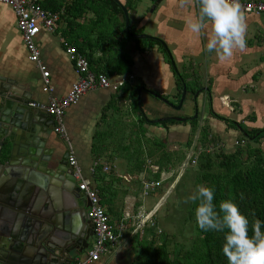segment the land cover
<instances>
[{
    "label": "crops",
    "instance_id": "crops-1",
    "mask_svg": "<svg viewBox=\"0 0 264 264\" xmlns=\"http://www.w3.org/2000/svg\"><path fill=\"white\" fill-rule=\"evenodd\" d=\"M121 1L129 10H136L130 20V26L140 30L136 33L153 36L143 38L154 42L152 45L148 41L144 49L142 48L144 46L140 47L129 40L126 49L133 60L131 71L124 76H110L113 81L125 78V83L131 87L136 86L137 94L129 97L127 88L121 90L125 83L119 90L97 88L87 92L77 103L67 108L64 118L70 144L83 176L89 179L93 187L96 186L93 176L95 165L93 146L96 142L101 145L100 162L103 173L112 176L100 179L101 186L108 188L109 191L105 201L101 202H104L102 204L117 230H120V225L124 226L120 230L119 242L110 245L109 251L93 264H137L138 246L133 239V232L139 231L142 227L144 229L146 224L152 225V221L146 220L139 227L135 220L139 222L140 215L157 209L167 193L164 189L167 183L163 182V187L156 189L159 194L161 192L160 196L149 194L147 197L139 198L138 191L143 188V181L151 178L156 167L154 159L159 157L157 153L152 157L147 155L146 143L159 140L165 143L167 151H172L176 157L184 154L188 161L191 158L197 159L195 153L198 145L204 149L199 131L193 137L191 145L187 146L192 137L190 122L164 124L162 122L169 119L158 122L149 120L166 116H192L197 108L194 95L202 89L198 100L203 97L204 108L200 112L199 106L198 118H201L199 126H210L219 139V147L233 151L236 140L242 137L241 128L245 130L264 128V14L245 13L248 25L246 50L237 52L230 60L221 61L214 51L209 53L206 50L208 39L206 32L194 34L189 30V20L199 12L196 0H192L187 7L181 6L180 0ZM63 37L58 26L53 32L42 29L36 37L41 51V61L50 70L52 89L47 90L42 71L38 64L30 59V53L17 26L14 10L8 4L0 2V76L15 82L17 85L14 86L29 94L36 102L47 103L51 97L65 96L78 79V74L74 61L66 51ZM102 53L98 49L95 54L100 57ZM194 77H198L203 87L194 94L193 91L187 90L180 109L173 108L152 93L155 92L178 105L182 97V94L180 98L178 97L180 79L183 82L186 79L194 88L196 86ZM135 100L139 111L135 108ZM213 111L230 117L235 123L231 127L223 119L216 117ZM133 120L138 123L135 128L131 124ZM142 125L145 133L140 130ZM121 129L125 132L122 136ZM137 140H141L147 152L142 167L135 160L132 161L134 156L136 157L134 147L131 146L129 149L126 147L129 143H138ZM121 141L123 144L120 145V149ZM251 143L257 145L256 142ZM258 144L264 151V132L258 138ZM46 145L48 148L69 149V143L54 130ZM215 149L217 146L209 147L208 150L213 152ZM106 165L109 166L107 170ZM165 171L162 172V176H165ZM77 181L79 184L80 179ZM66 192L68 195L60 191L62 199L67 200L70 197L71 193ZM39 202L35 207L38 208ZM87 215L80 216L73 224V229L80 240L87 234L86 240L90 248L95 241V233L88 223ZM89 248L80 254L78 259L85 258ZM20 254L13 256H24V252ZM13 256H10V263L15 262Z\"/></svg>",
    "mask_w": 264,
    "mask_h": 264
},
{
    "label": "trees",
    "instance_id": "trees-1",
    "mask_svg": "<svg viewBox=\"0 0 264 264\" xmlns=\"http://www.w3.org/2000/svg\"><path fill=\"white\" fill-rule=\"evenodd\" d=\"M42 5L58 14L57 26L64 38L87 56L91 69L96 73L103 72L108 76L127 75L133 65V60L126 49L128 41L132 40L138 46H144L142 47L143 49L147 47L149 39H132L130 37L126 29L123 9L115 0H44ZM130 32L136 33L140 32V30L131 25ZM149 42L152 45L154 43L152 40ZM98 49L103 52L100 57L95 54ZM194 79L196 84L194 88L189 85L186 79H184V82L180 79L178 83L179 98L181 97L184 83L187 85V90L193 91V94L203 87L198 77H194ZM122 88L123 90L125 88L128 89L129 97H134L137 94L136 86L131 87L128 83H125L121 90ZM134 105L139 111L136 100ZM212 113L216 117L223 119L231 127L235 123L234 120L224 114L214 111ZM182 122L169 119L162 123L176 124ZM186 122L191 123L193 131H198V128H201L198 116ZM140 130L143 133L146 132L143 125ZM241 130L242 137L233 151H226L220 146L218 150L213 152L208 149L218 144V137L208 125L203 126L199 130L204 150L198 155V165L195 174L196 183L214 188L215 203L217 205L222 200L232 199L250 219H260L262 221V230H264V151L258 144V138L261 137L264 128L251 130L241 128ZM193 137H191L187 146L191 145ZM242 140H245V143H242ZM137 141L138 143L132 144L137 157L147 152L150 157L156 153L159 154L158 159H154L156 167L151 174V178L143 181L144 191L146 181L161 180L162 172L172 170L175 165L181 164L186 159V155L183 154V156L176 157L172 151H169V155H167L165 143L159 140H155L153 143L147 142V152L144 150L141 140ZM252 141L256 142L257 145H252ZM100 147L101 145L98 142L93 146L95 164L93 176L96 183L95 188H97L101 200H104L109 191L108 188L101 186L100 179L112 176L103 173L100 162ZM126 147L129 149L131 145ZM124 149L126 148L124 147ZM137 162L142 167L144 160L141 159ZM187 172L189 173V170L186 171V176L189 175ZM161 186L162 184L159 187ZM241 194H243V198H241ZM196 206L197 204L191 202L190 206H187L189 208L188 214L184 218L185 221L192 224L194 229L189 246L183 242H176L174 247L171 248V239L167 238V240L159 241L158 236L160 235L154 228L156 223L152 222L150 227H144L145 229L142 230L144 235H142L140 230L133 235V239L138 246L136 263L227 264V258L222 253L225 233L199 229L195 219ZM253 213H255L254 217ZM156 217L160 223L162 215H157ZM149 220L152 221V218Z\"/></svg>",
    "mask_w": 264,
    "mask_h": 264
},
{
    "label": "water",
    "instance_id": "water-1",
    "mask_svg": "<svg viewBox=\"0 0 264 264\" xmlns=\"http://www.w3.org/2000/svg\"><path fill=\"white\" fill-rule=\"evenodd\" d=\"M115 1L123 9L130 37H153L131 33L130 20L136 10H129L121 0ZM14 85L17 84L0 76V264H73L89 248L87 234L81 240L77 238L73 224L80 216L85 217L90 200L80 190L74 166L69 164V149L46 145L54 130L52 115L32 105L36 100ZM201 90L194 95L197 107L194 115L148 120L196 118ZM152 93L180 109L187 87L184 84L178 105ZM138 101L141 108L140 97ZM60 191L71 195L62 199ZM88 223L93 227L90 218ZM20 252L24 256H13ZM10 256L14 257V263H10Z\"/></svg>",
    "mask_w": 264,
    "mask_h": 264
},
{
    "label": "built area",
    "instance_id": "built-area-1",
    "mask_svg": "<svg viewBox=\"0 0 264 264\" xmlns=\"http://www.w3.org/2000/svg\"><path fill=\"white\" fill-rule=\"evenodd\" d=\"M196 1L199 10V0ZM0 2L8 4L14 10L17 17V26L22 33L24 42L30 53V59L36 62L42 71L45 88L51 90L50 70L41 61V51L37 44L36 37L42 29L51 32L55 31L57 20L59 18L58 14L43 7V0H0ZM240 3L246 14H264V0H240ZM62 39L67 53L74 61L78 79L73 83L71 89L65 96L51 97L47 103L33 102L31 104L40 109L46 110L52 115L55 121L54 131L57 134H60L63 139L69 143L68 161L70 165L74 166L75 177L80 179V190L85 192L90 200L87 214L92 221L95 233V241L89 248L88 255L85 258L76 260L73 264H93L98 261L103 254H106L109 251L110 245H116L119 242L121 236L120 230L124 226L120 225V230H117V227L112 224L105 206L101 203V197L98 190L91 185L89 179L83 176L74 149L70 144L64 118L67 108L77 103L87 92L97 88H110L117 90L125 83L126 79L122 78L113 81L106 73L94 72L90 67V62L87 56L80 52L66 38L63 37ZM241 142L245 143V140H242ZM236 144H239V140H236ZM196 162V158H191L189 161L187 160L186 162H183V165L186 167L188 163L195 164ZM107 169H109V166L106 165L105 170ZM165 178L168 179V177ZM165 178L162 177L164 181L166 180ZM159 181H146L145 194L148 195L150 193L149 190L158 185L160 183ZM155 209L156 208H154V210ZM157 209L155 212L153 210L140 215L138 217L140 218L139 227H141L146 220L148 221L151 219L157 212Z\"/></svg>",
    "mask_w": 264,
    "mask_h": 264
},
{
    "label": "clouds",
    "instance_id": "clouds-1",
    "mask_svg": "<svg viewBox=\"0 0 264 264\" xmlns=\"http://www.w3.org/2000/svg\"><path fill=\"white\" fill-rule=\"evenodd\" d=\"M191 3L192 0H180L183 7ZM188 27L194 34L206 32V50L214 51L221 61L230 60L247 48V18L240 0H199L198 15L189 20ZM188 201L197 204L195 219L199 229L225 233L222 253L227 264H264L260 219H250L232 199L217 205L215 190L209 186H198Z\"/></svg>",
    "mask_w": 264,
    "mask_h": 264
},
{
    "label": "rangeland",
    "instance_id": "rangeland-1",
    "mask_svg": "<svg viewBox=\"0 0 264 264\" xmlns=\"http://www.w3.org/2000/svg\"><path fill=\"white\" fill-rule=\"evenodd\" d=\"M203 102H204L203 97H200L199 98L200 112H202L203 108H204ZM200 119L201 118H199V120ZM131 124H132V126H134L133 128H135V127H137L138 123L135 120H133ZM203 126H200V127L202 128ZM119 127H121V126H119ZM201 128H198V131L201 130ZM123 130L121 129V134H120L121 136L125 133V132H123ZM135 130H137V128ZM198 131H193V129H192V131H191L192 136H195ZM128 134H130V133L128 132ZM121 144H123V141H121L119 143V147ZM129 145L132 146L131 143H129ZM217 145H215V146H217ZM199 148H201L200 145H198L197 152L195 153V155L197 156V162L195 164H192V163L189 164L188 163V165L186 167H184V165L182 164L183 162H182L179 165L178 164L175 165L174 168H172V170L170 169L168 171H165V173H164L165 176L161 175L164 178L168 177L169 179L167 181H164L163 179L161 181L158 180L160 183L158 185H156L153 189L149 190L150 195L153 194L155 196H158L159 192L156 191V189L159 188V186L163 182L167 183L165 188H164L167 191V193L164 196L163 200L160 203V206L157 209L158 213L152 217V222L156 223L154 228H155V231L160 235V236H158V240L163 241V240H167V238L171 239V242H170L171 248L174 247V244L176 242H183L187 246H189L191 244V238L193 236V230L194 229H193L192 224L185 221L184 218L188 214V209H189L188 207L190 206V203H191V201L186 202V200L189 196L194 194L196 192L198 186H200L196 183V176H195L196 171H197V165H198V155L200 153ZM219 148L220 147H217V149H215V150H218ZM120 149H121V147H120ZM203 150L204 149L201 148V151H203ZM168 153H169V151H167V155H169ZM145 158H146V155L144 153H142L140 155V157L134 156L132 161L135 160L137 162L141 159L144 160ZM187 160H188V158H187ZM187 160L185 159L184 162H186ZM187 170H189V173L187 172V174H189V175L186 176L185 173ZM138 175H139V173L137 172L136 176H138ZM131 177L134 178V175H132ZM133 180H135V179H133ZM116 186L117 185H115V187ZM138 194H139L140 199H142L144 196L147 197L143 188L141 189V191H138ZM160 195H161V192H160L159 196ZM120 197H121V195H120ZM157 215L158 216L162 215L160 223L156 217ZM135 223L136 224L138 223V225H139L140 221L137 222V220H135ZM136 224L134 226H136ZM149 226H150V224H149ZM142 230L143 229L141 228L140 229L141 233H142ZM135 232H136V230L133 233H135ZM142 235H144V232L142 233Z\"/></svg>",
    "mask_w": 264,
    "mask_h": 264
},
{
    "label": "bare ground",
    "instance_id": "bare-ground-1",
    "mask_svg": "<svg viewBox=\"0 0 264 264\" xmlns=\"http://www.w3.org/2000/svg\"><path fill=\"white\" fill-rule=\"evenodd\" d=\"M217 147H219V146L217 145ZM210 150H211V149H210ZM155 207H156V206H155ZM147 212H148V211H147ZM146 225H147V224H146ZM146 225H145V226H146ZM145 226H144V227H145ZM146 227H147V226H146ZM142 228H143V227H142ZM144 229H145V228H144Z\"/></svg>",
    "mask_w": 264,
    "mask_h": 264
}]
</instances>
